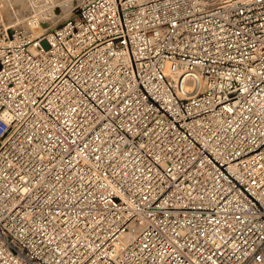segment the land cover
Wrapping results in <instances>:
<instances>
[{"label":"built area","instance_id":"2783aa9c","mask_svg":"<svg viewBox=\"0 0 264 264\" xmlns=\"http://www.w3.org/2000/svg\"><path fill=\"white\" fill-rule=\"evenodd\" d=\"M4 20L0 264H264V0Z\"/></svg>","mask_w":264,"mask_h":264},{"label":"rangeland","instance_id":"374dc122","mask_svg":"<svg viewBox=\"0 0 264 264\" xmlns=\"http://www.w3.org/2000/svg\"><path fill=\"white\" fill-rule=\"evenodd\" d=\"M0 1H1L3 15L5 18V20H4L5 24L6 25H15V27L19 31H23L22 24L20 22H22L21 19H23L27 16L28 10L26 11L25 8L21 7V6L18 7L16 5L15 0H0ZM79 2H80V0H54V3H55L54 6L53 5L49 6L48 3L46 5H44V10H43L44 12H42V13H44L43 14L44 16H46V15L49 16V13L51 10H54V13L56 15V19H54L51 23L47 22V24H49V25H46L45 28L53 27V26L59 24L60 22H62L65 18H67L72 13V9ZM47 8H48L49 13L47 11ZM10 9L13 10L14 15H11ZM18 12H20V13H18ZM44 21H46V19Z\"/></svg>","mask_w":264,"mask_h":264},{"label":"bare ground","instance_id":"6f19581e","mask_svg":"<svg viewBox=\"0 0 264 264\" xmlns=\"http://www.w3.org/2000/svg\"><path fill=\"white\" fill-rule=\"evenodd\" d=\"M137 1L141 2L143 0H137ZM15 2H16V5L18 7L21 6V7H24L26 11L28 10L26 17H28L29 15H32V16H34L35 20H37V22H38L36 27L35 26L27 27L23 22L26 17L21 19L22 22H20V23L22 24L23 31L26 35H28L30 37H35L38 34H40L45 29V26L49 25V24H47V22L51 23L54 19H56V15L54 13V10H51L49 13L48 8H47L49 16H47V15L44 16L43 15L44 13H42V12H44L43 11L44 5H46L47 3L49 6L50 5L54 6V4H55L54 0H15ZM18 13H20V12H18ZM45 19H46V21H44Z\"/></svg>","mask_w":264,"mask_h":264}]
</instances>
